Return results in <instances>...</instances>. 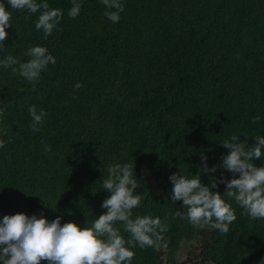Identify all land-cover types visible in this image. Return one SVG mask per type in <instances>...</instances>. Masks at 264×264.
Here are the masks:
<instances>
[{
  "label": "trees",
  "instance_id": "1",
  "mask_svg": "<svg viewBox=\"0 0 264 264\" xmlns=\"http://www.w3.org/2000/svg\"><path fill=\"white\" fill-rule=\"evenodd\" d=\"M0 2L12 25L0 60L26 62L37 45L55 58L35 82L0 65V219L43 211L49 221L91 226L106 211L107 166L134 163L141 202L132 218L160 217L167 248H175L198 228L176 215L184 208L171 201L169 176H198L202 152L209 167L219 163L229 151L220 143L233 134L249 145L264 136V0H121L116 23L101 0H78L75 18L72 0H46L63 12L47 39L35 27L39 13ZM32 105L48 114L38 132ZM253 163L264 166V156ZM221 172L231 179L223 169L214 175ZM200 176L209 183V174ZM224 199L236 220L227 234L210 230L202 255L211 264H264V219ZM132 250L131 264H155L158 249Z\"/></svg>",
  "mask_w": 264,
  "mask_h": 264
},
{
  "label": "clouds",
  "instance_id": "2",
  "mask_svg": "<svg viewBox=\"0 0 264 264\" xmlns=\"http://www.w3.org/2000/svg\"><path fill=\"white\" fill-rule=\"evenodd\" d=\"M101 3L106 9L105 17L113 23L118 22L120 13L124 11L121 0H101ZM8 4L11 9L39 13L35 27L42 31L43 39L53 33L63 17V12L58 8H51L46 0L42 3H37L36 0H8ZM80 8L78 0H72L69 17L78 16ZM10 19L11 12L0 2V49L4 48L3 42L8 37L6 28L12 26ZM26 55L30 57L26 62L7 55L0 60V65L6 69L11 68L13 74L19 73L29 82H35L49 63H55V58L43 46L29 47ZM14 65L18 67H13ZM81 87L82 84L78 82L74 89ZM28 112L31 116V129L38 132L48 114L44 109L38 111L35 105L30 106ZM258 119L259 117L255 118ZM2 134L7 135V131L3 130ZM5 143V140L0 139V148ZM220 144L229 151L222 154L220 162L212 167L207 164V156L203 152L200 154V173L209 174V183L202 182L200 173L189 178L174 172L169 176L172 184L170 196L173 203L182 201L184 211L178 210L176 215L182 219L187 218L193 227L227 234L236 215L224 197L234 199L251 219H264V166L257 167L253 163L255 159L264 156V136L254 137V142L249 145L247 136L241 140L240 135L233 134ZM44 151L50 152L51 146L45 144ZM218 169L230 172L231 179L225 178L223 172L219 177L214 175ZM134 174V163L107 166L102 189L107 190L110 195L101 203L106 211L96 216L91 226L81 227L74 221L62 224L60 216L49 221L43 211L39 216H29L24 212L4 215L0 219V262L131 264L135 255L132 249L137 246L141 249L166 248V222L151 215L132 218L133 209L139 207L141 202L140 195L134 194L138 188ZM220 184L225 185L223 194L217 190ZM117 223L130 234V239L126 240L121 235L120 229L116 227Z\"/></svg>",
  "mask_w": 264,
  "mask_h": 264
},
{
  "label": "flooded vegetation",
  "instance_id": "3",
  "mask_svg": "<svg viewBox=\"0 0 264 264\" xmlns=\"http://www.w3.org/2000/svg\"><path fill=\"white\" fill-rule=\"evenodd\" d=\"M211 229H196L190 236L180 240L175 248H161L155 252V264H211L202 255L203 247L212 241Z\"/></svg>",
  "mask_w": 264,
  "mask_h": 264
}]
</instances>
